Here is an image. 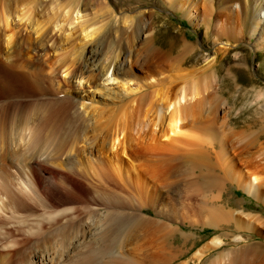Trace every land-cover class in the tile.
Segmentation results:
<instances>
[{
  "label": "rangeland",
  "instance_id": "rangeland-1",
  "mask_svg": "<svg viewBox=\"0 0 264 264\" xmlns=\"http://www.w3.org/2000/svg\"><path fill=\"white\" fill-rule=\"evenodd\" d=\"M183 2L184 5L182 2L179 4V0H106L109 8L128 16L137 17V32L140 34L144 33V40L140 45L142 52L151 46H157L160 49L158 54H144V57L139 59V63L133 64L132 71L136 76V80L147 86L143 93L156 89L162 91L171 86L174 92V89H178V87L180 88L185 84H194L196 79L197 81H204V84H206L204 87L211 85L209 93H207L210 94L212 102L210 101L206 107L202 119L204 124L207 125L214 118H218V132L223 136L226 143V155L223 149L216 148L215 152L220 154L223 150L220 155L222 158L221 163L225 168L229 169V165H233L238 171L243 172L249 168L245 167V159L240 160L237 154L243 144H248L249 141L259 135L258 143L250 146L249 149L253 157L264 155V130L260 131L262 124L264 125L262 115L264 113V46L256 50L254 46L256 39L253 36L250 37L249 25L247 20H245V16L249 15L251 11V0L200 1L197 5L189 7V9L185 6L187 0H183ZM95 6L96 4L94 3L90 6L91 8H86L92 12ZM44 19L47 22L48 19L45 17L41 20ZM60 37L58 32L57 34L55 33L54 38H57V41ZM185 45L189 46V48L183 53L182 50ZM49 48L46 50L47 52L54 51L53 47L49 46ZM33 54L31 50H29L28 54L27 50L25 57L31 56V59L33 58V62H35L37 54ZM49 54H46L45 58L49 57ZM57 72L56 75L60 79L64 77L60 76L62 74L61 71L57 70ZM13 77V80L11 79L10 81L12 92L9 95L3 94L0 83V116L9 114V117L12 118L16 114L28 115L33 109L32 106L36 105V103L45 101L55 104L57 100L65 99L61 104L53 108L55 113L51 110V107L46 106V109L39 114L40 116L37 115L35 117L36 115H34L35 126H38L37 129H39L40 135L42 133V136H39L43 137V134L44 136L48 134L45 137H49L51 128L45 126V129L42 125H46L51 120L49 116L52 113L54 116H58L57 112L61 108L63 109L61 113H63L67 107L70 109L73 106L74 103L71 100L69 101V99L77 95L73 91L75 90L73 89L74 85L65 83L63 78V80H60L61 90L68 89V92L63 93L61 91V94H56L55 83L52 85L49 76L46 78L47 81L49 78L48 82L40 83L41 87L46 86L43 91L47 92L40 94L39 92L42 90H37L23 80L21 82L18 76L17 78L16 76ZM152 84L153 86H151ZM112 104L114 103H101L100 107ZM145 110L142 114V119L144 120L148 119V110ZM47 111L49 116L47 117L46 115V119H44L43 114ZM82 113L80 114L81 116L76 117L72 127L67 126L61 133L56 132L54 134L55 137L53 136L55 140L49 137L54 146H56V139L58 140L60 136L67 137L66 140L70 139L65 141L62 146H56V149H59L52 159L56 162V165L58 164V167L61 166L59 169L50 164L44 165L39 162L28 164L31 165L32 172H34V174L32 173L34 178L30 176L32 178L29 179L28 182L30 184L28 183V186H30L29 188L33 186L34 194L36 192L41 198H38L36 194L33 196V193H31L33 188L31 191L28 189L30 191L29 196L31 195L32 199L30 198L31 196H27L30 200L28 199L26 202L24 213L26 217H31L29 218V229L33 223L27 240L30 254L39 252L41 249L39 244L42 246L44 239L49 237L47 246L51 243L55 245L56 242L60 246L67 245L60 238L63 227H65L68 238H70V241L67 239L66 242H71L73 235L78 237L80 235V237H84L88 241H92L94 237L93 241H96L99 233L98 230L91 231L90 223L92 220L93 222L96 221L95 223L98 221L101 225L98 227L102 228L103 225L105 229L110 224L108 220L112 213L123 212L130 215L150 217L154 220L150 227L139 232V240L137 239L138 241L133 244V246L135 245L134 247L131 246V252H134L133 255L137 257L136 260L138 259L136 261L137 264H210L221 256H228L229 253L228 263L234 257H240V263L244 259H250L252 261L250 264L264 263V199H258L252 193H249L236 180L227 182L218 180L210 184L208 180L198 178L196 174L190 172L192 171L191 169L183 164L182 170H177L169 176L168 172L174 169L172 167L173 162L169 159L163 160L162 150L159 147L156 149V146L152 144H147L148 147L144 149L146 151L156 149L155 155L149 156V154H145L142 158L136 159L137 161L134 160L135 164H132L127 157L121 155V162L125 165L122 173H120L122 174L121 176L119 174L121 171L110 164L108 156L105 154L99 155L97 151L90 154L89 149L91 150L93 146L92 144L88 145V143L91 142L94 145V141L100 133L96 129L97 127L100 128L101 125L99 124L100 121L97 122V120L91 118L92 123L90 122L86 130H84L83 125L87 120H90L91 113L90 111L87 113L82 111ZM225 120L228 121L227 125L223 123ZM103 123H106L105 119ZM105 129L102 128L103 133L101 134L105 133ZM189 131L194 135L189 139L192 144L189 142L187 145V152L191 153L194 151L195 142L199 141L197 138L203 136V131L197 127H191ZM78 136L84 140L85 146L83 150L86 151V153L84 152L83 155L79 156V159H83L86 162L90 160L91 162H88L89 165L91 166L92 164L91 167L97 171L105 172L106 176L104 173H99V175H95L94 179V176L89 177L90 179H85L77 177V175L71 176L63 168L65 153ZM90 146L92 147L90 148ZM38 147L40 148V146ZM24 150L23 152H27L26 149ZM63 154L64 156H62ZM57 157L60 160H57ZM165 161H168V164L166 162L168 166L165 165ZM21 163L23 162L21 161ZM5 164H0V169L6 168L10 170L11 185L19 191L21 187L18 184L21 180H19L20 176L16 171L17 164L14 166L10 164L12 167L8 163L6 167ZM168 167L169 169H167ZM126 168L130 170L131 179L127 178ZM217 170L214 172L215 174H219L222 171L220 167ZM254 173L260 175L261 180L264 182V174L257 173L250 167L249 174ZM16 180L19 181L17 182ZM2 190H0V195L3 193L0 199L2 200L3 198L7 201V196L4 194L5 191ZM33 198L34 200L38 199L34 202ZM1 200L0 203L2 202ZM11 208L13 210L8 213L7 219H5V221H10L8 228H6L8 229L6 233L10 234V239L18 242L22 240V235L19 234L18 230L23 226L20 221V215L17 214L21 211L23 212V210L14 205ZM68 208L72 210L70 213L60 214L67 215L68 219L65 216L64 220L63 216L62 218L58 215L56 216L58 217L57 220L51 221V223L55 222L51 226L48 220L49 216L56 212L58 213L59 211L57 210L59 209L62 212L61 210H69ZM29 209L32 210L26 211ZM246 215L251 220L245 217ZM39 216L43 219L42 222ZM91 216L93 218L95 216V220ZM46 218L48 219L46 220ZM246 220L247 222H244ZM5 221L4 223H7ZM250 221L251 225L248 224ZM34 224L38 225H35L37 227L35 230ZM78 226L80 229H77ZM38 231L39 233H37ZM52 236L54 240L56 238L59 240L53 241L51 239ZM16 237L18 238L16 239ZM215 237L221 241V244L213 249L205 250L206 252L202 257L198 258L196 256L198 249L208 245ZM1 242L3 243V241ZM248 249H253V252H248ZM13 254L16 257V253ZM255 254L256 258L254 257ZM72 255H74V252H72Z\"/></svg>",
  "mask_w": 264,
  "mask_h": 264
},
{
  "label": "bare ground",
  "instance_id": "bare-ground-1",
  "mask_svg": "<svg viewBox=\"0 0 264 264\" xmlns=\"http://www.w3.org/2000/svg\"><path fill=\"white\" fill-rule=\"evenodd\" d=\"M200 1L206 2L211 0H187L185 6L189 9V7L197 5ZM181 2L184 5L183 0H179V4ZM94 3L96 4L94 10L92 12L88 11L89 9L87 10L86 7L91 8L90 6ZM104 6L106 7L104 8ZM250 7V14L245 16V20H247L249 25L250 37L253 36L256 39L254 46L256 50H258L264 46V0H251ZM44 17L48 19L47 22H45V19L41 20ZM136 20L137 17L128 16L109 8V4L106 3V0H0V83L3 94H11L10 81L14 78L13 76H16V78L18 76L21 82L23 80L31 84L37 90H42L39 92L40 94H45L47 92L43 91L46 86L41 87L40 83H45L47 81L46 78L50 76L52 85L55 83V93L61 94V91L67 93L68 89L61 90L62 85L60 80L64 78L65 83L74 85L73 89L75 90L73 91H75L77 95L69 99V101L71 100V102L74 103L73 106L70 107V109L67 107L63 113H61L63 110L61 108L57 112L58 116H54L53 113L49 116L48 111L44 112V119H46L47 115V117L49 116L51 119L50 121H53L45 122L46 125H42L44 128L45 126L51 128L50 138L54 139V134H56V132L61 133L67 126L72 127L76 117H78L82 111H84V113L90 111L91 121L86 119L87 121L83 125L84 130H86L90 122L92 123V119L97 120V122L100 121L99 124L101 125V127L99 126L100 128L97 127L96 129L98 132L100 131V133L98 135L96 134L97 137L96 139L94 138V145L91 142L88 143V145L92 144L93 146L91 150L89 149L90 154L97 151L99 155L105 154L108 156L110 164L121 171L119 174L122 173L125 167L124 163L121 162V155L127 157L132 164H135L136 162L133 161H137L136 159L139 157L142 158L145 154H149V156L155 155L156 149L159 147L163 152V154L161 153L163 160L169 159L173 162L172 167H174V169L168 172L169 176L177 170H182L183 165H186L187 168L192 170L190 172L196 174L198 178L208 180L210 184L218 180L224 182L236 180L239 185L245 188L249 193L263 200L264 182L261 180V176L255 173L249 174L250 167L257 173L264 174V161H262L264 155L253 157L249 149L250 146L258 143L259 135L256 134L257 137L252 141L248 140V144H241L242 148L237 153L240 160L245 159V167L249 168L241 172L233 165H229V169L223 166L220 154L224 150V154L226 155V143L223 136L218 132L217 125L219 120L218 118H214L213 120L210 119V123L208 122L209 124L206 125L202 119L203 113H205L206 107L211 101V96L208 94L211 85L204 87L206 86V84H204L205 82L197 81L196 79L197 82L195 81L194 84H185L180 88L178 87V89H174V92L171 86L162 91L156 89L143 93L147 86L136 80V76L132 71L133 64L139 63V59L143 58L144 54H158L160 49L157 46H151L146 48L144 52L141 51L140 45L144 40V33L140 34L137 32ZM57 32L61 36L59 39L60 41L54 38ZM49 46L54 48L53 52L46 51L50 49ZM188 48L189 46L185 45L182 50L183 53H185ZM27 50L28 54L29 50L33 51L35 55L37 54V60L35 62H33V58L31 59L32 54L31 56L27 55L29 58L25 57ZM48 53H50L49 57L47 56V58H45ZM146 60L149 61L148 59ZM57 70L62 72L60 76H64L63 78L60 79V77L56 75ZM57 84L60 85L58 86ZM151 86H153V84ZM64 100L65 99L57 100L55 104L45 101L36 103V105L32 106L33 109L35 108L34 111L31 112L33 110L31 109L28 115L22 116L16 114L10 118L9 114L3 113L4 115L0 116V164L6 163V167L7 163L9 166H11L10 164H12V166L17 164L16 171L20 176V178L18 177L19 180H21L18 184L21 188L17 191L14 186L11 185L10 181L12 177L9 176L11 175L10 170L6 168L0 169V190L3 189L5 191L4 194L7 196V201L3 198L2 200L0 199L2 201L0 203V238H2L0 239V264H137L136 261L138 259L136 260L137 257L133 255L134 252H131V248L134 247L135 245L133 246V244L139 240V232L142 229L144 230L150 227L154 220L150 217L130 215L123 212L112 213L108 220L110 224L105 229L103 225V229L98 227L101 226L98 221L95 223L96 221L93 222L92 220L90 223L91 231L98 230L99 233V236L96 234L98 236L96 241H93L94 237L92 241H88L86 238L80 237V235L79 237L73 235V240L71 239L72 241L69 242L70 238H68L65 227H63L61 229L62 233L60 234V238L64 241V244L67 245L60 246V244L57 245L56 242L55 245L51 243L47 246L50 239L49 237L48 239L43 238L45 241L42 246L39 244L41 247L39 252L37 251L34 252V254H30L31 252L28 250L27 240L30 235L29 230L32 229L33 223L31 222L32 224L29 229V218L31 217H26L24 209H26L28 197L31 196H29V192L33 188V186L29 188L30 186H28V183L30 184V182L28 181L34 176L32 175L34 172H32L31 165L28 164L31 162H39L44 165L50 164L59 169L61 166L58 167V164L56 165V162L53 161L52 158L58 152L57 150L59 148L56 149V146H62V144L68 140H66L67 137L60 136L58 138V136H56L58 140L56 139V142L53 141L56 145L54 146L50 138L45 137L48 134L45 136L43 134V137H40L42 133L40 135L38 132L39 129H37L38 126H35L34 115H36L35 117H37V115L40 116L39 114L46 109V106L51 107L52 109H50L55 113L53 108L61 104ZM109 102L114 104L107 106L101 105L102 107H100L101 103L105 104ZM145 109L148 110V119L146 120L142 119V114ZM262 115L264 118V113ZM104 119L106 122L105 124L103 123ZM261 120L263 121V119ZM223 123L227 125L228 121L225 120ZM96 126L98 125L96 124ZM191 127L201 128L203 136L197 138L199 141L195 142L194 151L188 153L187 145L190 142L189 139L194 136L189 131ZM102 128H106L104 134H101L104 130H102ZM263 130L264 125L262 124L260 131L262 132ZM243 139L242 141H244ZM83 142L84 140L78 136L75 141L72 142L69 149H67V152L65 150L66 157L64 159L63 168L71 176L77 175V177L85 179H90L89 177L91 176H94V179L95 175H99V173H104L105 175V172L97 171L91 167L92 164L90 166L88 163L90 160L88 161L87 159L88 162H86L83 159H79V156L83 155L84 152L86 153V151L83 150L85 146V142ZM190 143L192 144V142ZM147 144L156 146V149L153 151H146L144 148L148 147ZM38 146H40V148ZM92 146H90V148ZM216 148L223 150L218 154L219 152H215ZM24 149H26L27 152H23ZM62 156H64V154ZM57 160H60L59 157H57ZM21 161L23 163H21ZM166 162L168 164V161H165V165H167ZM169 167L167 169H169ZM218 167H220L222 171H220L219 174H215L214 172ZM128 169L129 168H126L125 172L127 171V178L131 179V173H129L130 170ZM40 170L42 169L40 168ZM120 175L122 176V174ZM19 180L16 181L18 182ZM47 188L49 189V187ZM32 191L31 193H33L34 196L36 194V192L34 194V188ZM2 194L3 193H1V195ZM36 195L38 196V194ZM30 198L32 199V196ZM38 198L40 197L38 196ZM41 203L43 202L41 201ZM12 205L18 206V208L23 210V212L21 211L17 214L20 215V221L23 226L18 230L19 234L22 235V240L18 242L10 239V234L6 233V230H8L6 228H8L10 221H5V219H7L8 213L14 209V207L13 209L11 208ZM43 206L45 205L43 204ZM30 210L32 209L26 211ZM64 210L60 212L59 209L57 211L60 213L56 212L57 214L55 213L53 215L50 213L52 216L47 214L49 219L46 218V220L48 219L50 221L49 223L51 226L52 223H55H51V221L57 220L58 217L56 216L67 214L72 211L71 209ZM34 216L37 217L36 215ZM60 216H63L64 220L65 216L66 219H68L67 215ZM68 216L70 217V215ZM95 216L94 218L91 217L95 220ZM245 217H247V215ZM42 220L43 219H41V222ZM4 221L7 223H4ZM244 222H247V220ZM36 224H34V230L35 228L37 229L36 226L38 225ZM248 224L251 225V221ZM26 227H28V229H26ZM78 228L79 226L77 229ZM32 233L31 235H33ZM37 233H39V231ZM17 238L18 237H16V239ZM51 239H53V236ZM67 239L69 240L68 242H66ZM56 240L53 239V241ZM1 241H3V243ZM220 244L221 241L215 237L208 245L198 249L196 256L201 258L207 250L213 249ZM39 246L37 247L40 248ZM252 250L253 249H248L247 251L252 253ZM72 252H74V255H72ZM13 253L17 254H15L16 257H14ZM229 255L230 253L228 256ZM228 256H221L210 264L252 263L250 259H244L240 263V257H234L228 263ZM254 257L256 258V254Z\"/></svg>",
  "mask_w": 264,
  "mask_h": 264
}]
</instances>
